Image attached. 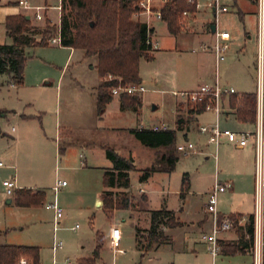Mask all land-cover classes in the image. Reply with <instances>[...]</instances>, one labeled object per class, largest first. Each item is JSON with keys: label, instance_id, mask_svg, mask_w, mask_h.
<instances>
[{"label": "rangeland", "instance_id": "1", "mask_svg": "<svg viewBox=\"0 0 264 264\" xmlns=\"http://www.w3.org/2000/svg\"><path fill=\"white\" fill-rule=\"evenodd\" d=\"M31 1L36 3V0ZM55 3L45 4L48 7L41 11V20L31 18V26L37 29H43L49 22V26L53 27V34L46 45L25 48L26 63L22 84L12 82L7 74H0V110L5 111L0 117V130L4 134L0 135V161L3 163L0 167V229L6 231L0 239L7 244L37 247L40 264H76L77 258L90 257L94 230H100L106 235L96 264H252L253 257L250 254L220 256L219 252L213 262L207 244L201 239L202 231H211V217L204 225H199L205 217L208 193L216 182H229L227 178L233 171L232 161L237 152L219 147L215 166L212 158L206 159L202 154L185 156L175 150L179 159L172 171H155L147 181L140 182L139 177L145 170L161 162L160 156L165 152L164 149H159L154 155V149L140 145L135 138L133 142L138 146L124 140L123 133L108 130L92 132L82 126L77 128L79 126L73 120L70 122L75 112L81 108L85 110L81 100L84 93L80 89L87 88L91 93L92 88L97 85L98 73L91 69V65H94L92 56L77 59V51L69 64V49L49 43L60 30L62 13L68 15L70 12L68 7L64 11L61 8H51L58 5L57 0ZM164 3L163 0H152V11L157 7L161 8ZM246 3L249 6L252 4L250 0ZM19 9L17 0H0V15ZM152 14V23L157 31L156 38L161 40L159 44L162 47H170L171 52L153 60H141L140 76L146 91L141 94L140 114L135 115L133 110L127 112L128 119L125 118L124 121L126 125L137 127L139 124L150 126L155 123L172 129L175 117L173 92L192 91L197 82L201 81L204 69L218 78L222 89L233 88L235 92L242 89L256 90L259 43L257 36L258 33L260 35L257 14H241L238 10L231 9V12L217 15V28L232 34L226 59L218 68L215 67L214 54L201 50L198 40L192 37V33L186 32L192 29L189 26L190 17L185 18L187 26L175 41L168 35L164 23L155 13ZM200 15L204 19L210 16V21L214 22L211 14L206 12ZM262 31L264 55V19ZM8 40L7 36L0 33V44H8L9 42L5 43ZM45 81H49V84H45ZM177 100L176 111L180 110L184 119H193V115L189 116L187 113L193 104L189 97L180 96ZM226 102L225 98L221 103L222 112L227 110ZM153 106L157 108L152 109ZM37 109L42 112L39 113ZM103 112L104 110L98 114L103 117ZM57 113L60 114V132L55 129ZM29 114L34 116L25 119L24 116ZM225 115V112L221 114L222 117ZM107 121L108 119L103 120L104 123ZM63 123H71L73 128H64ZM220 125L231 130L255 131L254 126L239 127L234 120L224 122L221 119ZM100 144L121 156H133L134 170L129 172V190L138 195L139 188L142 187L148 198L144 201L141 195L138 196L129 210H118L111 218H107L101 208L96 206L95 190L101 189V178L90 171L85 166L84 158L79 156L85 153L86 146L98 147ZM58 146L67 151L70 149L68 163L65 157H61V153L59 155ZM86 163L88 165L90 162L87 160ZM66 165H70V169L65 168ZM186 173L191 186L189 192L181 198L179 192ZM12 178L16 179V186L19 183L22 188L32 187L33 191H45L49 196L48 202L55 197L57 204L64 209L60 224L54 225L52 211L43 205L28 208L7 203L10 196L6 195L2 182ZM58 179L68 181L70 193L62 188L57 189L58 191L52 189ZM253 187L248 195L244 194L243 189H236L235 194L231 190L218 193L216 210L223 214L235 209L253 211L255 178ZM163 206L173 210L179 221L186 225L169 230L168 234L173 239L171 244L150 250L141 257L136 248L134 224L136 222L141 231L148 229L150 211ZM92 215L93 224H90L89 217ZM237 219L236 224L239 226L241 218ZM113 224L120 228L121 252L114 251L110 246ZM75 225L78 227L75 228ZM236 232L235 225L228 231L234 237ZM54 239L62 242V247L57 252L52 250ZM262 251L264 252V246Z\"/></svg>", "mask_w": 264, "mask_h": 264}, {"label": "trees", "instance_id": "2", "mask_svg": "<svg viewBox=\"0 0 264 264\" xmlns=\"http://www.w3.org/2000/svg\"><path fill=\"white\" fill-rule=\"evenodd\" d=\"M140 0H63L61 9L67 7L69 14L62 13L60 24V45L81 49L86 57L96 56V70L99 82L96 87V104L98 112H102L113 96L110 89L113 86L140 83L139 61L151 60L152 45L149 34L152 31L146 23L134 20L133 16L140 11ZM195 5L187 0H166L160 8L161 19L165 22L167 31L177 35L182 26L183 12L194 14ZM27 14L10 15L5 18L7 35L12 39L11 44H0V74H7L12 82L22 84L26 63L25 48L46 45L53 34L49 22L43 29L31 26ZM39 37V38H38ZM108 76H112L109 80ZM122 110L137 111L141 107L139 95L120 94ZM207 98L189 107V115L200 114L204 111ZM229 106L234 110L237 121L254 124L257 115L256 93H241L229 95ZM5 111L0 110V117ZM183 118L178 117V129L182 128ZM264 123V96H263ZM130 133L143 146L152 149H164L160 156L161 162L151 167L139 177L145 181L155 171L170 172L175 168L179 155L175 151L176 131L131 129ZM0 134L4 135L1 130ZM105 155L112 162V168L103 175V186L106 190L101 193L102 208L108 218L114 210L127 209L132 206L128 189L130 186L129 172L134 170L132 158H125L111 148H105ZM189 190L187 175L182 178L179 197L183 198ZM13 203L18 207H39L45 203L43 190L16 189L12 195ZM144 199V198H143ZM229 217L237 227V239L233 242L218 241L219 251L223 255L245 254L253 247L254 215L247 216L243 225L237 226L240 214ZM174 212L162 207L151 210L149 227L139 230L135 227V243L143 257L148 251L161 245L169 244L170 238L163 228L180 226ZM141 231V233H140ZM264 231V230H263ZM6 231L0 230V236ZM103 237L95 233V247L89 258H80L77 264H96L102 249ZM24 259L27 264H40L39 249L32 246L0 245V264H18ZM262 264H264V254Z\"/></svg>", "mask_w": 264, "mask_h": 264}, {"label": "crops", "instance_id": "3", "mask_svg": "<svg viewBox=\"0 0 264 264\" xmlns=\"http://www.w3.org/2000/svg\"><path fill=\"white\" fill-rule=\"evenodd\" d=\"M18 1L19 0H17V4H18ZM25 1H27V3L32 5V6H43L45 4H54L56 2V0H50V2H48V0H36V3H33L31 0H25ZM163 1H166V0H163ZM250 1L252 3L251 6L247 5V3H246L247 0H229L227 2L228 6L230 8L229 12H231V9H234V10H238V12L241 13V14H244V13L257 14L256 5L258 3V0H250ZM18 6L20 7L19 10L9 11V12H6V13H3L2 15H0V33H2V36L5 35V36L8 37L9 40L5 41V43L9 42L8 45L12 43V39L7 35L6 29H5V26H4L5 18L7 16L16 15V14H20V13L27 14L30 17V20L33 17V15H32L33 12L32 11H28V10L23 9V7L21 5H18ZM158 9L160 10V8L157 7L156 10H158ZM206 12L211 14V16L214 18V22L210 21V19H209L210 16H209L208 19H204L200 15V14L206 13ZM152 15L153 14L147 15L146 13L134 15V19L135 20L139 19L140 22L146 23L148 28H150L152 30L150 32V34H149V40L153 44V47H152V49H153V51H152L153 58L151 60H153L155 58H158L159 56L162 57V55L164 53H170L171 52V49H169L170 47H162L160 45L161 44V40L159 38H156L157 37V31L155 29V26L152 23L153 22ZM190 18H191V22H190L189 26L192 29L190 31H186V32L192 33V37H194V38H196L198 40V43H199V46H200L201 50L209 51V53H213L208 48H205V46L209 47L213 43L214 32L215 31H224V30H220V29L217 28V23H216L217 16L215 17L213 12L210 11V10L199 9V10L195 11L194 14H191ZM160 20L164 23L166 31H167V27H166L165 22L162 19H160ZM262 24H263V22L262 23L260 22V35L258 33V36H257L258 41H259V43H258V54L259 53H261V54L263 53V48H262L263 47L262 46V39H263ZM212 26H214V31L211 29ZM181 32H183V31H181ZM227 32L229 33V36H230V38L228 40V50H229V47L231 45L230 43H231V40H232V34H231L230 31H227ZM167 33L172 38H174L175 41H176L178 35L180 34V33H178L177 35H172L168 31H167ZM159 42H160V44H159ZM62 47H65L66 49H69V55H68V59H67V62H69V64L72 61L74 55L77 53V51H78V55L76 57L77 59H79L82 56H84V58L86 57L84 55V51L81 50V49H74V48L66 47V46H62ZM228 50H227V52H228ZM227 52H226V54H227ZM226 54H225V58H224L223 61H225V59H226V56H227ZM262 56H263V60H264V55L262 54ZM92 57L94 58V63H93L94 65L93 66L91 65V69H95L96 70L97 57L96 56H92ZM141 60H145V59H140V61H139V78H140L139 82L143 85V79L140 76ZM146 61H149V60H146ZM223 61L219 62V64L216 65V59H215V56H214V63H215V67L216 68H218ZM262 72H263V69H262ZM202 74L203 75L201 76V79H200L202 82L213 83L215 79L218 81V78L216 76H213L211 73H209L205 69L203 70ZM201 81L197 82L195 88L192 89V91L196 90L199 85L205 84V83H202ZM45 82H46L45 84H49V81H45ZM98 82H99V77H98L97 85H98ZM58 85H59V83L56 85V89H58ZM97 85H95V87L92 88V92L91 93L88 92L89 90L87 88L83 87L82 90L80 89L81 93H84L83 97L81 98V100H82V102H83V104L85 106V110H82V108H81L79 111L75 112V114H73V116H71V118H70V122H72V120H73L74 122H76V124H78L79 127H77V128L80 129L81 128L80 126H82V127H85V128H89V129H86V130H90L92 132L101 131V130H108V131H111V132H114V133H123L125 135V138H126V139L124 138V140L131 141L132 143H134L133 142L134 136L130 133L131 129L145 128V129H152L153 130L155 127H157L159 130H173V131H176V142L180 141L183 138L191 139L192 141L195 142L197 147L201 150V153H197V154H193V155L202 154L204 156V158H206V159L212 158L214 160V162H215V166H216L217 161H218V150H219V147L222 146L223 149H227V148L228 149L229 148L233 149L238 154L233 158V161H232L233 162V171L229 174V176L227 178V180H229L230 185H231V187L228 190H231L232 194H235L236 189H240V190L243 189L244 194L248 195V191H250V189H252V187L254 186V178H255V170H256L254 148H253L252 144H249V145H247V146H245L243 148H237V147L233 146L232 144L226 142L225 140H222L221 144L218 147L206 144L205 137L198 133L197 127L201 123L202 124H209V123L214 122L217 119V115L214 112H212V111H203L200 114H194L193 116H191V117H193V119H191V120L190 119H188V120L184 119V117L180 115L181 111L180 110L176 111L177 110L176 106L178 105L177 104L178 103L177 99L179 97V94L182 93V92H180V93L173 92V94H172V96H173L172 106H173V111H174L175 117H174V127L172 129H170L168 126H164L163 124L157 125L155 123L150 125V126H145L143 124H139L137 127H130L129 125H126V123H124L125 118L128 119L127 112H130V110H122L120 108L119 96H113L112 100L109 103H107V105L104 108L103 117H101L98 114V112H97L98 111L97 110V104H96V87H97ZM256 88H257V75H256ZM246 90L242 89V91H240V92H235L234 91L235 93H233V94L250 93V92L256 93V90H253V91H246ZM185 92H189V91H185ZM139 96L141 98V105H142V95L140 94ZM225 98L227 100V102H226L227 110L226 111L224 110L226 115H225V117L221 116L220 117V121H221V119L224 120V122L234 120L236 122V124L239 125V127H253V126L255 127V123L254 124H249V123H241V122L237 121V119L235 117V114H234V110L231 109L230 106H229V96H227ZM225 98L223 100H225ZM156 108L157 107H155V109ZM37 110H39V109H37ZM139 111H140V108L137 111L132 112V113H135V115H139L140 114ZM34 112H37V111H34ZM40 112H42V111L39 110V113ZM224 112H222V113H224ZM208 113L210 115L211 114L212 115L210 116V115H208ZM32 116H34V115H30L29 114V115H26L24 117H25V119H30L29 117H32ZM178 117H181L184 120V123L182 124V128L181 129H178V126H179L177 124ZM106 119H108V121L106 123H104L103 120H106ZM60 124H61L60 114L58 115V113H57V115L55 116V129L58 130L59 132H60V129H61V125ZM63 124H64V126H63L64 128H67L68 126H70V130L73 128L71 123H63ZM191 125H192V127H191ZM234 131H244V130L240 129V130H234ZM247 131L251 132V130H247ZM263 131H264V123H263ZM67 144L70 146V142H68ZM134 145L138 146V144H136V142L134 143ZM105 148H106V146L102 145V144L98 145V147L96 145H93L90 148L88 146H86L85 149H84L85 153L79 154L80 158L81 157L84 158L85 166H88L90 171H93L96 175H98V178H101V181H100L101 189L95 190L96 191L95 192V200L97 202L96 206L100 207L103 212H104V210H103L102 204H101V202H102L101 193H102L103 190H106V188L103 186V175H104V172L106 170H109V169L112 168V162L106 158ZM159 149H161V148H159ZM159 149H154L155 152L153 154L156 155V152L160 151ZM58 150H59V155L61 153L62 154L61 157H65V159H66V161L68 163L70 149H68V151H67L66 149H62V148H60V146H58ZM122 157H124V156H122ZM125 158H127V157H125ZM128 158H132V160L134 161V158H133V156L131 154L129 155ZM87 160L90 162V163H88V165H86L87 164L86 163ZM65 168L70 169V165H66ZM261 168H262V171L264 172V154H263ZM150 176L152 177V175H150ZM150 176L145 181H147L149 178H151ZM187 178H188L189 190H190L191 182L189 180L188 174H187ZM61 180L66 181L65 179H61ZM15 183H16V179H15ZM68 186H69V183H68V181H66V185L59 187L58 190H60L62 188V189H66L65 191L67 193H70L71 190H70V188H68ZM23 188L32 190V187H23ZM16 189H22V187H21V185H19V183H17ZM129 189H128V192H129V195L131 197V201L132 202H133V200L135 201L136 198L138 196H140V195H141V199L144 198L143 199L144 201L148 199L146 194L144 193V189L142 187L139 188V192L140 193L138 195H134L132 193V191L129 190ZM189 190L187 192H189ZM263 197H264V194H263V196H262V198L260 200V202H261L260 205H261V222H262V226H263V230H264ZM9 198L12 199V195ZM47 200H49V196L45 192V203L48 202ZM54 200H56L55 197H53L52 201H54ZM254 202H255V191H254ZM9 204H13V199H12V202L9 203ZM253 207H254L253 211H249V212H243V211H240L239 209H235L234 211H231V212H229L227 214H223V213H220V214L221 215H231V214L232 215L233 214L237 215V214H240L241 215V217H240L241 218V222H240L239 226H241V225H243L245 223L246 218H247L248 215H250L252 213L254 215V213H255V204H254ZM61 208L63 210V216H64V209H63V207H61ZM129 209H130V207L127 208V209H118V210H129ZM48 210H50V209H48ZM118 210L117 209L114 210L112 216H114L116 211H118ZM171 211H173V210H171ZM104 214H105V212H104ZM52 215L54 217L53 212H52ZM174 215L176 217L175 212H174ZM63 216H62V218H63ZM130 216H131V214H130ZM210 217H211L210 214L205 211V217H204L203 221L199 222V225H204L205 222L207 220H209ZM176 218L179 221L178 217H176ZM134 220H135V218H134ZM89 223L93 224V215L89 217ZM180 223H181V225L177 226V227H183V226L186 225L184 222H180ZM112 227H119V225L113 224ZM135 227H137L136 226V222L134 224V232H135ZM148 227H149V221H148ZM177 227H174V228H177ZM170 229H173V228H163L164 233L166 235H168L169 238H170V243L169 244H171L173 242L172 236H170L168 234ZM0 230L4 231L3 229H0ZM97 231L100 232V234L102 235L103 243L105 241L106 235L100 230H94V242H93L92 247H91V255H92V252H93L94 247H95V233ZM226 232H221L219 234L218 241H223V242L228 243V242H233V241H235L237 239V234L236 235L234 234L235 235V237H234L232 233H228V231H226ZM205 233H208V232L202 231V235L205 234ZM4 235H2V236H4ZM134 235H135V233H134ZM2 236H0V237H2ZM107 237H109V232L107 234ZM201 239H202V236H201ZM225 239L230 240V241H225ZM0 245H13V244H7V243H5L4 241H2L0 239ZM263 246H264V234H263ZM160 247H158L157 249H159ZM157 249H153V250H157ZM245 254H250L251 255L250 252H247ZM245 254H234V255H245ZM217 255L218 254H216L214 256L212 255L213 262L216 259ZM219 255L220 256H231V255H223V254L220 253V251H219ZM80 258H89V257H79V258H77V260L80 259ZM76 264H77V261H76Z\"/></svg>", "mask_w": 264, "mask_h": 264}, {"label": "built area", "instance_id": "4", "mask_svg": "<svg viewBox=\"0 0 264 264\" xmlns=\"http://www.w3.org/2000/svg\"><path fill=\"white\" fill-rule=\"evenodd\" d=\"M152 0H140L138 6L140 11L135 14L146 13L150 15L155 13L158 19H161L160 10L152 11L151 7ZM229 0H187V2L195 5L196 11L199 9L210 10L216 17L219 14L229 12L228 2ZM58 5H54L51 8L60 10L63 0H57ZM18 5H21L23 9L32 11L33 17L37 20H41V11L45 10L48 6H32L25 0H19ZM189 12H183V28L187 25L185 24V18L190 17ZM257 15L260 22L264 19V0H258L257 3ZM230 36L227 31H215L213 43L205 48H208L214 53L216 59V65L223 61L225 54L228 50V40ZM152 47L153 44L148 41ZM49 43L56 44L60 46V30L57 36L52 37ZM156 46V45H155ZM263 56L261 53L258 54V64H257V88H256V99H257V115L255 122V131H234L229 128L221 127L220 117L222 114V100L235 93L233 88L222 89L219 86L218 81L215 79L213 83H205L198 86L194 91H189L190 93L183 92L179 94L180 96L189 97L193 105L202 102L207 98V103L204 107V111H212L217 115V119L209 124H199L197 127L198 133L205 137V142L208 145L218 147L222 140L232 144L237 148H243L249 144H252L255 151V213H254V240L253 247L249 251L253 257L252 264H262L263 260V226L261 222V198L264 194V172L262 171L261 164L264 154V131H263V96H264V79H263ZM111 80L112 76H108ZM145 87L141 83H130L126 85L113 86L110 89L112 96H119L120 94L129 95H140L145 91ZM177 95V94H176ZM198 100V101H197ZM153 130H159L155 127ZM175 150L185 156L201 153V150L197 147L194 141L191 139H181L175 143ZM3 163L0 161V167ZM3 186L5 187V193L8 196L13 195L16 189L15 179L4 180ZM66 181L57 180L53 190L56 191L61 186H65ZM231 187L230 183H218L216 182L213 189L208 193L207 203L205 204V211L210 214L212 219L211 231L202 235V240L207 244V247L211 254L214 256L219 252L218 235L221 232H226L231 230L235 223L229 217L221 215L216 210L217 194L225 192ZM45 208L50 209L53 214V223L55 226L60 224V220L63 216L62 208L54 200L44 204ZM78 225H75L77 228ZM121 232L119 227H112L110 231V246L116 252H121L120 246ZM62 247V242L56 239L53 240L52 250L57 252ZM18 264H27L24 259L19 260Z\"/></svg>", "mask_w": 264, "mask_h": 264}, {"label": "water", "instance_id": "5", "mask_svg": "<svg viewBox=\"0 0 264 264\" xmlns=\"http://www.w3.org/2000/svg\"><path fill=\"white\" fill-rule=\"evenodd\" d=\"M26 18H27V19H30L29 16H26ZM211 29L214 31V26H212ZM152 109H155V106H153ZM6 202H7V203H11V202H12V199H11V198H8V199L6 200Z\"/></svg>", "mask_w": 264, "mask_h": 264}]
</instances>
